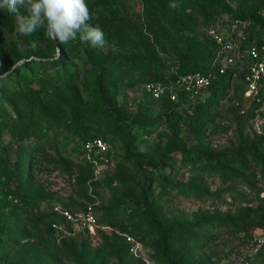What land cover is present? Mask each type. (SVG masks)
<instances>
[{
    "label": "trees",
    "instance_id": "obj_1",
    "mask_svg": "<svg viewBox=\"0 0 264 264\" xmlns=\"http://www.w3.org/2000/svg\"><path fill=\"white\" fill-rule=\"evenodd\" d=\"M143 1L155 18V25L161 22L178 33L185 29L187 9L202 14L205 10H218L230 21L240 24L237 29L245 36L244 47L264 39V18L258 13L264 9V0L260 6H253L257 0ZM86 3L92 14L89 23L98 25L105 33L108 43L104 50L81 45L78 41L61 45L47 38L43 29L30 36L18 35L15 16L0 10V140L5 133L16 142L11 168H7L6 159L0 154V264H46L36 255H29L31 244L27 241L31 236L43 235L49 240L55 237L49 225L61 223L59 216L51 211L58 203L53 202L46 215L35 214L28 198V170L33 151H42L40 143H48L57 153L59 138L63 146L67 139L73 142L75 156H79V147L86 141L101 139L111 148L112 142H119L123 146V160L132 165L136 174H130L123 165L114 162L106 186L110 187L111 181L117 180L124 188L119 194L110 188L111 202L101 210L102 220L112 224L119 215L139 218L155 235L153 249L161 264H207L203 256L195 255V251L204 250L211 238L210 231L220 226H214L210 220L189 223L175 217L166 218L160 211L157 202L172 186L167 174H163L171 167L172 156L159 158L158 162L148 157L142 164L138 156L129 151L137 138L132 135L130 123L122 119L116 108L115 83L124 70L136 72L146 68L159 72L157 81L161 82L187 74L205 75L209 71L211 43L205 40L204 45L196 44V52L191 55L185 49L177 62L155 61L149 57L138 61L136 56L147 55L150 45L135 31L109 25L113 3L110 0L97 4L86 0ZM172 3L178 6L169 7ZM256 27L262 32L255 33ZM33 41L37 44L35 49L31 46ZM112 45L118 49L111 48ZM126 48H130L134 57L122 62L120 59ZM74 59H79L78 68L71 65ZM20 60L22 63H18ZM229 90L230 73L226 72L210 82L205 94L194 105H190L181 93L174 102L161 99L160 102L172 104L165 112L176 139L172 154L178 157L181 165L195 168L198 175L206 172L223 183L244 178V171L258 166L264 182V136L238 143L232 151L218 154L208 151L204 136L214 115V102ZM233 92L236 97L235 90ZM179 128H183L186 138L193 140V144L186 147V141L177 138ZM111 158L116 159L115 152ZM81 162L92 174L90 166ZM198 181L196 177L191 179L190 192L204 193ZM129 196H134L136 206L128 213L123 205ZM61 207L70 212L75 210L71 205ZM233 227L244 235L254 229L264 230V213L258 221L247 214L240 215ZM71 257L74 264H96L82 252Z\"/></svg>",
    "mask_w": 264,
    "mask_h": 264
},
{
    "label": "rangeland",
    "instance_id": "obj_2",
    "mask_svg": "<svg viewBox=\"0 0 264 264\" xmlns=\"http://www.w3.org/2000/svg\"><path fill=\"white\" fill-rule=\"evenodd\" d=\"M89 1L97 4L102 0ZM110 1L113 3V17L109 25L135 31L150 45L147 55L136 56L138 61H145L149 57L155 61L177 62L185 49L191 55L196 52V44H205L209 27L229 20L226 14L218 10H205L202 14L187 9L184 16L185 29L178 33L161 22L155 25V18L143 0ZM261 2L257 0L253 6H260ZM21 13L26 14L23 9ZM258 13L264 18V9ZM254 31L262 32L257 27ZM111 48L118 49L113 45ZM129 49H125L120 59L122 62L134 57ZM71 65L78 68L79 59H74ZM159 76V72L152 68L136 72L122 71L115 83V104L122 119L130 123L132 135L137 138L129 146V151L137 155L142 164L146 163L148 157L157 161L172 156L171 167L163 171L172 186L157 202L160 211L166 218L175 217L189 223L210 220L214 226H220L210 231L211 238L206 248L195 251V255L203 256L207 264H241L245 258L251 264H264V248H257L251 243L255 229L249 235H244L236 232L233 227L240 215L247 214L258 221L264 213V182L259 167L251 166L248 171H244V178L223 183L216 176L206 172L198 175L195 168L181 165L178 157L172 154L176 140L172 133V123L165 118V112L172 108V104L154 102L142 91L144 84L157 81ZM32 86L36 88L35 83ZM235 102L232 90L214 102V115L204 136L211 154L232 151L238 143H248L264 136V113H254L245 104L244 114L240 115L234 106ZM185 135L183 128H179L177 138L186 141L188 147L193 144V140H188ZM62 141L59 138L56 143L57 153L48 143H40L42 151L32 153L28 170V198L33 211L37 216L46 215L51 204L57 202L59 206H74L73 212H77L90 203L100 219L99 224L108 229L98 230L95 236L79 233L53 237L51 240L43 235L31 236L27 241L31 244L29 255H36L38 260L46 264H74L71 256L81 252L94 259L96 264H161L153 249L155 235L139 218L128 219L127 216L119 215L112 224L102 220L101 210L111 202L110 188L115 189L116 194L123 192L124 188L117 180H112L110 187L106 186L107 179L113 173L114 162L123 165L130 174H136L132 165L123 160V146L119 142H112L111 149L116 159L112 160L109 170L94 177L79 156L72 152L73 142L67 139L63 146ZM15 145L14 139L8 134H2L0 154L6 159L7 168H11L14 162ZM195 177L199 178L198 184L204 193L194 194L189 191L191 179ZM152 187L156 188V184ZM135 206L134 196H129L123 208L129 213ZM124 236L138 244L137 256L128 253Z\"/></svg>",
    "mask_w": 264,
    "mask_h": 264
},
{
    "label": "built area",
    "instance_id": "obj_3",
    "mask_svg": "<svg viewBox=\"0 0 264 264\" xmlns=\"http://www.w3.org/2000/svg\"><path fill=\"white\" fill-rule=\"evenodd\" d=\"M236 21L227 22L206 31V40L211 43V54L207 62L209 71L177 76L174 80L152 81L144 84L143 93L154 102L167 99L176 101L181 93L190 105L197 103L205 94L210 82L219 75L230 73V89L236 92L234 106L240 115L244 114L245 104L254 113H264V39L243 46L244 34L237 28ZM79 158L90 166L92 175L99 177L112 166L111 147L101 139L82 143L79 147ZM61 219V223H51L50 229L55 237L73 236L79 233L95 236L98 230L108 229L98 223L93 205L85 204L80 211L70 212L58 204L51 207ZM130 255L137 256L138 244L130 237L124 236ZM251 243L257 248L264 246V230H255L251 235ZM241 264H250V260L242 259Z\"/></svg>",
    "mask_w": 264,
    "mask_h": 264
},
{
    "label": "clouds",
    "instance_id": "obj_4",
    "mask_svg": "<svg viewBox=\"0 0 264 264\" xmlns=\"http://www.w3.org/2000/svg\"><path fill=\"white\" fill-rule=\"evenodd\" d=\"M21 9L26 14H22ZM0 10L15 16V31L21 36L43 29L47 38L61 45L78 41L81 45L104 50L108 43L104 31L89 23L92 14L86 0H0ZM31 46L35 49L36 42Z\"/></svg>",
    "mask_w": 264,
    "mask_h": 264
}]
</instances>
